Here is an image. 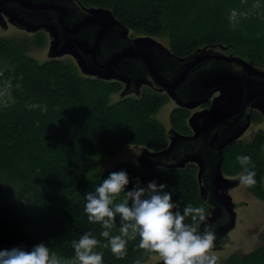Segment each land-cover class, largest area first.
Returning a JSON list of instances; mask_svg holds the SVG:
<instances>
[{"label": "trees", "instance_id": "16d2710c", "mask_svg": "<svg viewBox=\"0 0 264 264\" xmlns=\"http://www.w3.org/2000/svg\"><path fill=\"white\" fill-rule=\"evenodd\" d=\"M111 10L113 16L137 34L164 37L168 46L184 56L204 46L225 45L258 66H264V0H81ZM258 2L259 5H254ZM41 42L39 36L33 41ZM0 84L9 95L0 101V250L39 243L50 253L75 264L72 242L85 232L106 243L100 224L89 223L85 195L94 191L111 172L126 171L131 190L155 180L167 185L173 202L183 207L208 208L199 192L196 168L144 166L131 159L96 170L97 151L107 156L128 145L151 151L168 144L165 126L155 113L165 97L112 100L113 83L79 75L66 60L39 61L14 37L0 36ZM187 111L176 108L170 120L184 130ZM262 133L251 142L233 141L223 149L221 169L233 176L243 168L237 155L251 157L256 184L247 187L264 197ZM186 223H191L190 218ZM119 223L112 235L119 234ZM262 245L244 254L232 253L217 264H264ZM139 237L129 241L126 255L116 259L110 249L98 246L103 264H142L154 256L137 248Z\"/></svg>", "mask_w": 264, "mask_h": 264}, {"label": "flooded vegetation", "instance_id": "af4514ba", "mask_svg": "<svg viewBox=\"0 0 264 264\" xmlns=\"http://www.w3.org/2000/svg\"><path fill=\"white\" fill-rule=\"evenodd\" d=\"M95 7L81 0H0V32L20 30L32 37L30 40L22 37L23 40L0 36L16 38L25 51L27 47L40 48L46 59L66 60L81 76L115 84L118 89L111 93V99L140 98L143 94L165 97L154 116L164 124L168 144L158 151L142 147L133 161L149 167L193 164L200 195L208 208L206 217H209L204 223L215 229L214 245L227 241L239 211L249 207L250 200H241L240 195L248 196V191L259 209L264 197L239 182L243 173L239 171V175L229 176L232 183L229 182L227 195L231 200L226 204V199L214 193L211 179L220 158L222 164L226 146L233 141L249 143L260 133L264 136V106L256 103V98L247 99L238 110L205 128L202 122L222 91L219 86L201 84L200 80L209 73L224 70L243 73L246 69L235 59L239 55L219 44L181 56L168 44H161L158 37H153V41L138 38L143 34L134 33ZM36 36L41 38L39 44L33 42ZM250 62L257 69L251 70L249 77L264 82V75L257 71L264 70V66ZM168 105L167 125L160 113ZM176 108L187 111L184 130L176 128L170 120ZM252 127L254 130L249 133ZM263 148L264 141V156ZM260 187L264 192V173Z\"/></svg>", "mask_w": 264, "mask_h": 264}, {"label": "clouds", "instance_id": "9594fccd", "mask_svg": "<svg viewBox=\"0 0 264 264\" xmlns=\"http://www.w3.org/2000/svg\"><path fill=\"white\" fill-rule=\"evenodd\" d=\"M236 162L243 168L239 182L245 187L256 184V172L248 155H237ZM254 168V165H252ZM130 179L126 171L111 172L94 191L85 195L84 212L89 223L100 224V236L106 243L85 232L72 242L75 264H103V253L98 246L110 249L116 259L126 255L129 241L139 237L137 248L147 255L155 254L162 264H217L218 257L210 254L217 239L215 229L207 220L203 207L187 205L182 211L166 191V184L153 180L126 190ZM190 218L191 223H186ZM119 223L117 235L112 230ZM203 229L201 230V226ZM0 264H74L54 253L44 243L31 250L23 246L0 250ZM134 264H142L137 259Z\"/></svg>", "mask_w": 264, "mask_h": 264}, {"label": "rangeland", "instance_id": "374dc122", "mask_svg": "<svg viewBox=\"0 0 264 264\" xmlns=\"http://www.w3.org/2000/svg\"><path fill=\"white\" fill-rule=\"evenodd\" d=\"M254 5L258 6L259 3L255 2ZM0 35L4 36H15L19 38H26L30 40L32 35L26 32H22L20 30H12L11 32H0ZM18 38V39H19ZM22 38L23 40H25ZM158 40L161 44H168L167 39L164 37H158ZM26 53L30 56H33L39 61L45 60L47 57L39 48L27 47ZM9 95L8 86L0 84V101L5 100ZM114 100V99H112ZM170 105L164 107V111L160 113V118L163 119L164 122H168V109ZM162 109V110H163ZM160 110V109H159ZM159 115V114H158ZM168 125V123H167ZM254 128L252 127L249 130V133L252 132ZM257 136V135H256ZM256 136L254 138H256ZM142 147H132V145L126 146L122 152H119L113 156H107L102 151H97V165L96 170H103L113 167L118 161L131 159L135 160L142 152ZM264 149V148H263ZM239 175V174H237ZM240 190V189H238ZM246 193V191H245ZM247 195H240V199L250 200L247 204L249 207L246 209H241L239 214L236 216V223L233 230L228 234V240L223 241L220 244L214 245V248L211 250L210 254L218 257V263H222L228 258V256L232 253L244 254L249 252L259 245H262L261 232L264 231V201L259 205L255 204L253 196L247 191ZM242 208V207H239ZM258 209V211L256 210ZM143 264H162V261L158 256L154 255L149 258Z\"/></svg>", "mask_w": 264, "mask_h": 264}, {"label": "water", "instance_id": "95a60500", "mask_svg": "<svg viewBox=\"0 0 264 264\" xmlns=\"http://www.w3.org/2000/svg\"><path fill=\"white\" fill-rule=\"evenodd\" d=\"M94 9L102 11L114 18L111 10L107 8L97 6ZM138 38L150 41L154 40L153 37L147 35H142ZM235 59L241 63L244 69H246L243 73L239 74L235 71L224 70L209 73L203 76L200 80L201 84H213L219 86L222 91V95L213 102L211 109L202 122V126L205 128L212 127L218 119L226 115L228 116L230 111L238 110L242 102L247 99L256 98V103L264 106V82H256L249 77L251 70H256L257 68L250 61H247L240 56H236ZM257 71L261 75H264V70ZM211 182L213 184L214 193L217 196L226 199L225 201L227 202L225 203L228 204V201L231 199L230 196L227 195V189L229 187V182L232 183V181L230 177L225 175L221 169V158L217 162Z\"/></svg>", "mask_w": 264, "mask_h": 264}]
</instances>
